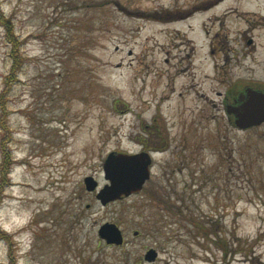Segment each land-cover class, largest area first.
Wrapping results in <instances>:
<instances>
[{"label": "rangeland", "instance_id": "374dc122", "mask_svg": "<svg viewBox=\"0 0 264 264\" xmlns=\"http://www.w3.org/2000/svg\"><path fill=\"white\" fill-rule=\"evenodd\" d=\"M201 1L0 0V264H264V123L210 118L224 89L205 57L222 30L239 50L242 15L264 1L167 20ZM230 6L240 18L220 27ZM254 35L250 72L233 78L264 80V30ZM158 146L145 191L102 206L107 155ZM104 223L122 246L98 237Z\"/></svg>", "mask_w": 264, "mask_h": 264}, {"label": "flooded vegetation", "instance_id": "af4514ba", "mask_svg": "<svg viewBox=\"0 0 264 264\" xmlns=\"http://www.w3.org/2000/svg\"><path fill=\"white\" fill-rule=\"evenodd\" d=\"M223 1L225 0H202L200 3L193 4L188 12H173L170 16V19L167 20L172 23L177 22L178 20H183L191 15L193 16L197 11L204 12V10H207V8L210 6H218ZM237 10L238 9L235 6H230V8L224 11L221 15V18L218 19L220 22L219 26L221 27L223 25L222 21H224V18L226 19L233 15L236 16V18H240L239 15H236ZM242 16H246L243 20L248 24V26L246 24V28L241 30L238 29L234 32V34L238 36L237 46H239L240 49L238 50L237 48V50H233L227 48L228 35L222 30V33H214L210 38L208 50L205 53L206 59H209L211 62L210 78L212 84H215L217 87H223L224 89V91L221 92L216 91L214 93L216 95V98L210 99L211 105L217 108L218 113L220 112V115L218 113H215L210 115V118L213 120H222L223 118H225V120L230 124H234L236 120L233 114V110L240 107V105L248 99L250 92L264 93V80L263 82L254 81L251 79L243 80L239 77L233 78L231 75V72H233L235 68H242V66L244 67L243 69L250 72V70L245 68L244 62L246 60L251 61L253 59L252 51H254L255 48L258 47L254 33L257 30H264V14L259 15L257 13L251 12ZM209 20L211 19H204L200 23V28L202 32L205 33V35H208L207 27ZM192 63L193 62H190V65H192ZM201 97L204 98L205 103L208 101V96L206 95V93H203ZM207 105L202 108L201 114L199 115L201 118H208V115L205 112ZM220 107L223 109V111L220 109ZM163 150L164 147L160 146L148 148L143 147L139 153H148L151 158V155L158 154ZM152 163L153 160L151 159L150 168L153 166ZM149 180L150 177L143 185L141 191H139L137 194H132L131 196L143 193Z\"/></svg>", "mask_w": 264, "mask_h": 264}, {"label": "water", "instance_id": "95a60500", "mask_svg": "<svg viewBox=\"0 0 264 264\" xmlns=\"http://www.w3.org/2000/svg\"><path fill=\"white\" fill-rule=\"evenodd\" d=\"M234 125L245 130L264 123V93L250 92L248 99L233 110ZM151 158L148 153L126 154L111 152L105 158L102 169L108 182L96 192L95 198L102 206L129 197L141 191L150 177ZM89 192L97 190V182L92 177L83 180ZM98 237L108 246H122L123 235L117 225L104 223L97 231ZM138 232H133L136 236ZM158 254L149 249L143 257L146 263H154Z\"/></svg>", "mask_w": 264, "mask_h": 264}, {"label": "trees", "instance_id": "16d2710c", "mask_svg": "<svg viewBox=\"0 0 264 264\" xmlns=\"http://www.w3.org/2000/svg\"><path fill=\"white\" fill-rule=\"evenodd\" d=\"M8 25H9V24H8V21H5V22H4V26H5V29L8 31V36H9L8 39H9V42L13 44L14 41L12 40V38H11V36H10V34H9L10 32H9V26H8ZM12 46H13V45H12ZM14 52H15V46L13 47V49H12V51H11V53H10V55H11L12 58H13L12 55H13ZM15 67H16V64H13V66H12V72H13V70H14ZM10 79H11V76L8 75V76L6 77V80H5L6 83L9 82Z\"/></svg>", "mask_w": 264, "mask_h": 264}]
</instances>
